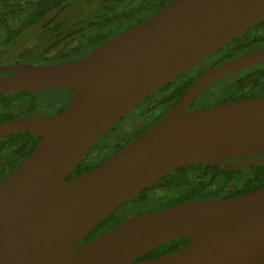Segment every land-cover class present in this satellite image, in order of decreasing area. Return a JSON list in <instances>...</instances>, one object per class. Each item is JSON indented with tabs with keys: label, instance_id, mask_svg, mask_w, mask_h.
I'll list each match as a JSON object with an SVG mask.
<instances>
[{
	"label": "water",
	"instance_id": "95a60500",
	"mask_svg": "<svg viewBox=\"0 0 264 264\" xmlns=\"http://www.w3.org/2000/svg\"><path fill=\"white\" fill-rule=\"evenodd\" d=\"M263 17L264 0H170L80 59L0 67V74L12 71L0 75V93L73 89L60 112L0 123V137L40 136L0 181V264H264V187L146 211L83 241L111 212L180 166L264 161V96L184 111L209 83L263 61L264 48L207 71L141 134L100 165L67 178L157 88ZM178 237L191 240L137 260Z\"/></svg>",
	"mask_w": 264,
	"mask_h": 264
},
{
	"label": "flooded vegetation",
	"instance_id": "af4514ba",
	"mask_svg": "<svg viewBox=\"0 0 264 264\" xmlns=\"http://www.w3.org/2000/svg\"><path fill=\"white\" fill-rule=\"evenodd\" d=\"M73 1L82 2L81 7L75 8V11H71ZM152 1L0 0V67L20 63L55 64L80 59L103 41L141 23L170 0H166L159 9L149 14L147 18L139 23L124 28L118 33L110 35L107 39H102L104 32L110 31L114 25L112 21H107L112 27L109 28L108 24L104 25L109 15H115L116 19L121 21H116V25L122 23V27L125 26V17L128 15L150 13ZM261 48H264V17L189 69L162 84L153 94L145 98L143 102L148 99L150 101L145 111L140 113L141 115L159 107V111L152 117L145 129L164 116L201 75L226 61ZM11 73L12 71L1 73L0 75ZM50 89L57 90L63 102L57 106H53L50 103H44L43 106L37 105L40 94ZM72 91L73 89L69 87H50L37 91L23 90L0 93V123L14 118L46 116L60 112L66 107ZM156 92H159L160 96L158 98L155 97ZM4 94H12L9 102L3 98ZM262 96H264V60L242 67L209 83L192 98L184 111L207 108L231 100ZM170 102L172 103L169 106ZM154 119L156 120L154 121ZM135 131L137 130H134L133 133ZM27 133L31 132H15L0 137V181L11 174L39 144L40 136L34 133L31 134L35 135V143L33 145L28 144L29 135H24ZM125 140L98 148L100 151L105 150L100 156L95 153L97 150L95 143L73 170L83 168L82 172H84L100 165L119 150L121 147H118V145L124 143ZM192 165L214 166L223 164L197 163L183 165L178 168ZM166 175L119 206L124 208L126 214L124 219L146 211L176 204H164L168 199L162 193L165 184L163 178ZM252 184V182H247L245 187ZM235 186L236 183L231 182L217 196L198 199L229 198L226 196L228 193L233 192L234 188H240V185ZM261 187L264 186L250 187L247 191L233 196ZM187 243L180 245V247Z\"/></svg>",
	"mask_w": 264,
	"mask_h": 264
},
{
	"label": "trees",
	"instance_id": "16d2710c",
	"mask_svg": "<svg viewBox=\"0 0 264 264\" xmlns=\"http://www.w3.org/2000/svg\"><path fill=\"white\" fill-rule=\"evenodd\" d=\"M166 0H153L150 8V13L145 15H128L125 17L126 24L125 26L121 27L116 25L117 22H121L120 20L116 19V16H110L104 22V25L108 24L109 28L110 23L107 21H112L113 25L110 31H105L104 36L102 39H107L110 35H114L118 33L120 30L133 26L136 23H139L143 19L147 18V16L157 9H159ZM117 21V22H116ZM12 94H4L3 98L6 99L8 102ZM172 102L169 103V106ZM156 119H154L155 121ZM146 126L142 127L141 129L131 133L127 136V139L124 143L118 145V147H123L126 143H128L131 139L138 136L139 133L144 131ZM24 135H29L28 144L33 145L34 142V134L27 133ZM243 170V169H242ZM241 168H237L235 166L229 165H214V166H203V165H192L186 166L182 168H178L170 173H168L163 180L165 181L164 188L162 189V193L168 197L167 202L164 204H173L182 202L185 200L191 199H198V198H207V197H214L220 193L223 188L226 187L229 183L233 182L236 183V186L240 188H234V191L228 193L226 196L230 197L236 195L241 192L247 191L250 187H259L264 186V161L260 163H255L252 165L247 166V172L241 173ZM83 171L81 169H74L68 176L72 177L75 176ZM245 175V176H244ZM1 178V177H0ZM252 182V185H245ZM255 185V186H254ZM235 186V187H236ZM126 209V208H125ZM124 208L118 207L112 213H110L106 218H104L98 225H96L83 239V241L88 240L95 235H98L125 218ZM190 239L187 237H178L175 239H171L168 242H165L148 252L144 253L137 260L153 258L169 251L178 249L180 245L189 242Z\"/></svg>",
	"mask_w": 264,
	"mask_h": 264
},
{
	"label": "rangeland",
	"instance_id": "374dc122",
	"mask_svg": "<svg viewBox=\"0 0 264 264\" xmlns=\"http://www.w3.org/2000/svg\"><path fill=\"white\" fill-rule=\"evenodd\" d=\"M81 4V1H73V8H71V11H75V8H80ZM58 93L59 92L57 90L53 89L43 91L40 94L39 103L37 105L43 106L44 103H50L53 106H57L61 104L63 102V99L61 98V96L58 95ZM159 96V92H156L155 97L158 98ZM149 101L150 100L148 99L145 102L142 101L143 103L140 102L131 112L121 118L111 129L108 130V132L104 133V135L100 137V139L96 142L97 150L95 153H98V156L102 155L105 152V150L100 151V149L98 148L102 146H110L114 142L116 143L127 139V136L133 133L134 130H139L150 123L152 117L155 116L159 111V107H156L149 113L141 115L140 113L142 111H145V108L147 107ZM241 170V173L245 174V172H247V167H242Z\"/></svg>",
	"mask_w": 264,
	"mask_h": 264
}]
</instances>
